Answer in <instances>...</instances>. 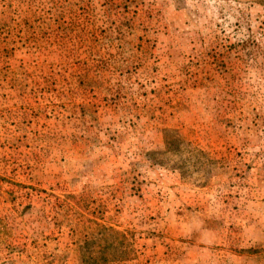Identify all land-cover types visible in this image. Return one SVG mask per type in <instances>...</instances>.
<instances>
[{"label": "rangeland", "instance_id": "rangeland-1", "mask_svg": "<svg viewBox=\"0 0 264 264\" xmlns=\"http://www.w3.org/2000/svg\"><path fill=\"white\" fill-rule=\"evenodd\" d=\"M0 264H264V0H0Z\"/></svg>", "mask_w": 264, "mask_h": 264}, {"label": "trees", "instance_id": "trees-1", "mask_svg": "<svg viewBox=\"0 0 264 264\" xmlns=\"http://www.w3.org/2000/svg\"><path fill=\"white\" fill-rule=\"evenodd\" d=\"M96 226H98L99 229L102 230L101 234L104 236V242H103L102 247L108 248V247H110L113 244L114 239L116 237H119V238H122L123 237L122 234H120L119 232H117V231H115V230H113V229H111L109 227H104V226H102L100 224H96ZM84 244L86 245L87 242H84ZM85 258H87L86 261H89V260H93L94 259L91 256H86Z\"/></svg>", "mask_w": 264, "mask_h": 264}]
</instances>
